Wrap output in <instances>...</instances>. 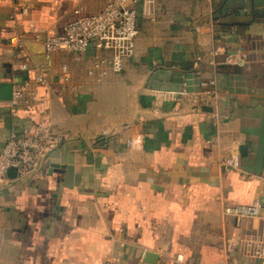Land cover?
<instances>
[{"label":"crops","instance_id":"crops-1","mask_svg":"<svg viewBox=\"0 0 264 264\" xmlns=\"http://www.w3.org/2000/svg\"><path fill=\"white\" fill-rule=\"evenodd\" d=\"M109 1L0 0V88L28 84L21 105L0 100V155L39 125L68 136L40 170L0 186V264H149V253L156 264H264L253 257L264 241V0L139 3L136 55L120 75L90 76L93 47L46 52L77 9ZM217 49L243 50L247 66L216 68ZM210 78V111L169 94ZM134 136L142 149L126 146ZM234 154L238 169L225 165ZM256 201L258 218L225 214Z\"/></svg>","mask_w":264,"mask_h":264},{"label":"built area","instance_id":"built-area-1","mask_svg":"<svg viewBox=\"0 0 264 264\" xmlns=\"http://www.w3.org/2000/svg\"><path fill=\"white\" fill-rule=\"evenodd\" d=\"M151 1L111 0L100 12L92 14L85 13L82 8L77 9L75 18L66 24L62 34L48 36L45 39L46 52L48 54L67 52L81 56L86 53L89 47H93L96 54L93 57L90 76L99 72L100 77H104L109 69L120 75L124 71L126 61L136 55L139 36L136 7L139 3ZM16 45L19 48L23 46L20 41H17ZM218 57H222V60H218ZM199 60H201L200 57L197 58V66ZM248 60V55L243 50L221 52L220 49H217L212 53L211 63L216 68L221 66L243 68L247 66ZM22 69L27 70V64H24ZM64 71L67 72V68ZM65 79L69 80L68 75ZM37 81L41 85L47 83L44 74H40ZM27 86L28 84L21 86L14 92L11 100L14 107L26 102ZM169 94L176 102L185 100L194 111H202L207 106L216 108L219 99L215 78L201 81L197 90H191L185 82L180 88L169 91ZM67 137L65 133L53 132L48 125H39L35 131L26 129L23 133H13L0 155V186L10 181L8 171L11 168L17 170L18 179H24L40 170L48 153L57 148ZM126 146L140 150L143 148V139L141 136H134L127 141ZM225 165L230 168H240L239 154H234L226 159ZM261 179L264 182V176ZM262 208V204L256 201L252 205L228 208L225 214L239 218H258L261 216ZM221 240L225 242L226 238L222 236ZM259 245V250L255 251V254L253 253V257H264V241H261ZM182 260L183 256H178V261Z\"/></svg>","mask_w":264,"mask_h":264},{"label":"water","instance_id":"water-1","mask_svg":"<svg viewBox=\"0 0 264 264\" xmlns=\"http://www.w3.org/2000/svg\"><path fill=\"white\" fill-rule=\"evenodd\" d=\"M45 48V46H44ZM14 94V84L13 83H4L0 88V100L1 101H11L13 99ZM206 111H210L209 107H204ZM8 175L11 179L17 178V170L15 168H11L8 171ZM158 261V257L154 254L149 253L146 258V262L149 264H156Z\"/></svg>","mask_w":264,"mask_h":264}]
</instances>
